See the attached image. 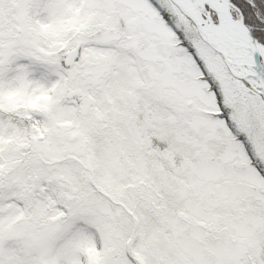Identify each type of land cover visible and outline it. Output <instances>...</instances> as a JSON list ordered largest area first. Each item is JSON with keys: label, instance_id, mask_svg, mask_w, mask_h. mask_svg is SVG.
I'll list each match as a JSON object with an SVG mask.
<instances>
[{"label": "snow or ice", "instance_id": "obj_1", "mask_svg": "<svg viewBox=\"0 0 264 264\" xmlns=\"http://www.w3.org/2000/svg\"><path fill=\"white\" fill-rule=\"evenodd\" d=\"M0 264H264V0H0Z\"/></svg>", "mask_w": 264, "mask_h": 264}]
</instances>
